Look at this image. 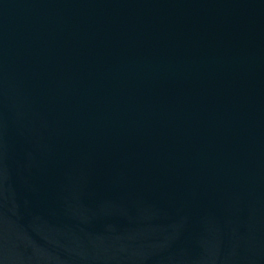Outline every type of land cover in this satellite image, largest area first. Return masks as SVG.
<instances>
[{
	"label": "water",
	"instance_id": "obj_1",
	"mask_svg": "<svg viewBox=\"0 0 264 264\" xmlns=\"http://www.w3.org/2000/svg\"><path fill=\"white\" fill-rule=\"evenodd\" d=\"M0 264H264V0H0Z\"/></svg>",
	"mask_w": 264,
	"mask_h": 264
}]
</instances>
